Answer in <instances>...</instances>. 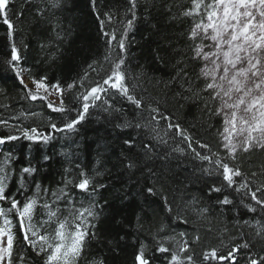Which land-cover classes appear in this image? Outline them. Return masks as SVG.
<instances>
[{"label": "snow or ice", "instance_id": "6c2138e0", "mask_svg": "<svg viewBox=\"0 0 264 264\" xmlns=\"http://www.w3.org/2000/svg\"><path fill=\"white\" fill-rule=\"evenodd\" d=\"M68 2L23 0V5L12 11L15 0H0V23L6 27L10 47L4 63L19 81L21 99L46 101L54 91L60 96L59 105L49 101L47 107L64 114L60 123L49 118L45 131L20 123L22 118L35 117V112L21 111L7 118L0 114V127L8 130L0 132V147L23 140L29 142L31 150L33 145L51 144L57 133L65 134L66 139L78 136L92 115L91 109H100L116 117L114 129L121 144L116 166L121 177L127 176V182H122L127 187L121 190V204L130 207L140 201V210L133 217L106 215L111 205L102 193L110 187L104 177L110 176L111 170L99 160L95 168H89L75 159L59 180L46 182L42 165L31 158L21 164L13 150L0 151V264H108L107 253L92 251L93 242L104 243L108 253L119 255L122 242L127 246L129 240L134 248L132 264H209L216 260L239 264L237 254L245 253V264H264V255L252 253L257 239L264 243V165L246 171L242 159L244 154L264 151V0H175L165 6L170 21L187 22L188 27L181 33L186 50H180L172 65L174 73L164 86L178 89L174 98L201 105L210 118H221L215 148L192 136L159 99L146 95L140 88L141 77L130 73L129 33L139 19L141 0H127L123 18L111 11L101 14L98 0H88L106 38L103 62L89 65L98 79L85 85L86 72L64 88L59 81L48 83L46 75L30 76L34 86L30 88L23 74L31 70L20 66L24 57L17 43V25L26 10L33 9L36 17L51 25L55 40H63L65 30L59 13ZM156 59L164 62L159 52ZM105 63L107 69L103 68ZM76 88L83 89L75 96L79 107H67L64 93ZM0 94L6 97L5 89L0 88ZM0 107L8 109L10 105ZM189 155L200 162L201 176L218 182L208 187V195L220 194L215 204L222 216L228 206L236 211L233 227L238 235L230 239L243 241L234 242L226 254L220 248H208L202 260L193 250L201 241L199 230L192 226L191 232L187 227L178 231L177 226H189L190 216L207 219L210 208L199 197L185 199L190 187L187 181L179 189L169 184L171 162ZM42 159L47 162L51 157L44 155ZM157 197L159 208L153 206L152 198ZM240 209H246L251 219L240 218ZM106 221L118 230L102 240ZM244 228L252 232L245 233ZM228 234L225 226L222 245L223 236Z\"/></svg>", "mask_w": 264, "mask_h": 264}, {"label": "trees", "instance_id": "16d2710c", "mask_svg": "<svg viewBox=\"0 0 264 264\" xmlns=\"http://www.w3.org/2000/svg\"><path fill=\"white\" fill-rule=\"evenodd\" d=\"M36 2L39 3V0ZM174 3L175 0H141L137 12L139 19L134 30L129 33V40L131 41L128 49L129 71L141 77L139 80L140 88L146 90V95L159 99L163 108L174 115L192 136L209 142L215 148L218 141L217 129L222 126L221 118H210L205 111H202L201 105L188 104L174 98L173 92L178 89L175 87L171 90L166 89L163 83L173 75L174 68L172 65L179 58L180 50H186V40L181 33L187 29L188 23L170 21L169 13L165 7ZM22 5L23 0H15L11 10L16 11ZM98 7L101 14L111 11L123 18L128 3L127 0H98ZM173 11L175 12L176 9L173 8ZM59 17L65 30L64 39L60 41L55 40L51 25L36 17L33 9H27L22 22L17 25V43L21 46V54L24 57L20 66L31 70L30 73L25 72L23 74L24 80L30 88H34L30 76L46 75L48 83L59 81L64 88L74 80L78 81L86 72L88 78L85 80V85L98 79L97 73L93 72L89 65L93 64L94 61L103 62L106 53V38L101 34L99 22L88 6V0H69L66 9L59 13ZM106 27L112 26L106 24ZM23 44H27L26 50L23 49ZM157 52L163 57V63L156 59ZM9 54L10 47L6 37V27L0 23V88L5 89L7 97L0 94V105H10L8 109L0 107L2 117L19 115L21 111L35 112L37 113L35 117L22 118L20 123L25 126H36L41 131H45V125L49 118L60 123L64 114L53 112L47 107L48 102L51 101L49 98L46 101L21 99L23 92L19 81L4 63L9 58ZM94 66L99 70V64ZM107 67L106 63L103 64L104 69ZM103 74L104 72L100 71V75ZM80 91L83 89L76 88L65 91L63 99L67 107H79V102L75 96ZM57 97L56 103L51 102L58 106L60 102L58 93ZM120 103L123 102L120 101ZM124 107L129 108L127 104H124ZM91 113V117L80 127L78 136L73 135L70 139H66L63 138L65 134L57 133L56 139L48 145H33L30 150L29 142L21 140L0 147V151L13 150L20 157L21 164L26 163L27 159L31 158L33 163L42 165L46 182L59 180L63 170L71 166L75 159L89 168H95L96 162L99 160L107 169L111 170V175L104 177L110 187L102 193L111 205L106 211V215L111 212L119 218L133 217L140 210L141 202L137 201L129 207L122 205L120 201V196L123 194L121 190L127 187V184L122 182H127V176L121 177L120 170L116 166V155L121 147L120 141L117 139L119 133L114 129L116 117L104 113L100 109H91ZM72 115L74 116L75 113L73 112ZM161 126L166 127V124L161 121ZM7 131V129L0 127V132L6 133ZM73 139L77 143H72ZM177 141H179L178 137ZM182 146L186 147V145ZM44 155H49L51 159L44 162L42 159ZM242 159L246 171L258 170L261 165H264V151L257 150L251 154H244ZM156 166L160 168L161 161H156ZM200 166V162L192 160L190 155L181 157L179 160H173L169 165L172 169L169 179L170 186L179 189L187 181L190 187L185 199L192 196L199 197L210 208L207 219H197L195 216H190L189 226H177L178 231L185 230L187 227L191 232L192 226L199 230L201 241L193 245L198 260H202V253L208 248L217 247L226 254L234 242H243L239 240L233 242L230 239V236L238 235L237 229L233 227L237 218L236 211L228 206L224 215L220 214V207L215 204V200L220 194L208 195V187L212 183L218 182L215 178L201 176L198 171ZM152 199L155 201L153 206L159 208V198ZM240 218L251 219V214L246 209H240ZM225 226H227L229 234L223 236L225 243L222 245L220 239ZM209 227H211V231H208ZM117 230L112 222L106 221L105 225H102V240L111 238ZM244 232L251 233L252 229L244 228ZM91 248L97 255L107 253L108 264H132L134 248L131 240L127 242V246L122 242L119 255L108 253L104 243L93 242ZM252 253L257 257L264 255V243L257 239L252 248ZM245 254H237L239 264H245L243 258ZM36 260L39 261V257ZM209 264H229V262L216 260L209 261Z\"/></svg>", "mask_w": 264, "mask_h": 264}, {"label": "rangeland", "instance_id": "374dc122", "mask_svg": "<svg viewBox=\"0 0 264 264\" xmlns=\"http://www.w3.org/2000/svg\"><path fill=\"white\" fill-rule=\"evenodd\" d=\"M48 98L53 101V102H57L58 101V97H57V93L53 91L52 95L48 96Z\"/></svg>", "mask_w": 264, "mask_h": 264}]
</instances>
